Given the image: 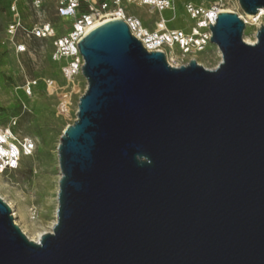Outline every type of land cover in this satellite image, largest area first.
I'll return each instance as SVG.
<instances>
[{
	"label": "water",
	"instance_id": "1",
	"mask_svg": "<svg viewBox=\"0 0 264 264\" xmlns=\"http://www.w3.org/2000/svg\"><path fill=\"white\" fill-rule=\"evenodd\" d=\"M244 29L228 11L209 24L213 70L171 66L122 20L84 36L56 221L30 241L0 198V264H264V26L254 45Z\"/></svg>",
	"mask_w": 264,
	"mask_h": 264
},
{
	"label": "rangeland",
	"instance_id": "2",
	"mask_svg": "<svg viewBox=\"0 0 264 264\" xmlns=\"http://www.w3.org/2000/svg\"><path fill=\"white\" fill-rule=\"evenodd\" d=\"M170 1H173L174 11H163L161 17L168 20L167 29L186 33L190 32L195 22L187 15L185 5L188 2L195 5L210 3V0ZM13 3L14 13L11 12ZM124 7L150 31L153 30L154 22L159 18L157 14H151L145 7ZM222 9L243 15L237 2L224 4ZM14 14H17L15 19L19 27L11 36L7 32L13 24ZM260 22L264 26V18ZM42 23H49L61 35L64 26L70 29L72 20L55 16V0H41L38 8L33 5V0H0V128L16 121V131L35 142L33 155L24 158L17 170L3 177L0 198L11 206V212L17 215L14 223L31 239L50 232L51 225L56 221L60 178L56 149L65 127L75 121L78 100L86 89L85 80L79 78L69 115L67 118L56 116L57 98L48 93L43 81L52 80L58 86L63 85L59 64L51 60V42L35 39L31 35L32 29ZM256 30L253 22L245 25L243 39L255 37ZM16 46H22L24 52L17 53ZM180 60V57L175 58L176 63ZM196 61L203 68L213 70L221 57L216 47L211 45L196 56ZM27 81H37L29 96L22 90Z\"/></svg>",
	"mask_w": 264,
	"mask_h": 264
},
{
	"label": "built area",
	"instance_id": "3",
	"mask_svg": "<svg viewBox=\"0 0 264 264\" xmlns=\"http://www.w3.org/2000/svg\"><path fill=\"white\" fill-rule=\"evenodd\" d=\"M231 2L236 0H210L208 5L188 2L185 5L186 13L195 25L186 33L167 29L168 20L161 17L163 11H174L173 1L170 0H55V16L71 19L70 29L64 26L61 30L63 34L58 35L49 23H42L32 29L31 35L35 39L51 42V60L59 64L63 85L58 86L52 80L43 81L48 93L57 98L56 116L67 118L69 115L72 95L78 89V79L82 78L83 58L77 43L92 30L106 21L122 20L146 51H161L171 66H185L190 60L196 61V56L211 46L209 24L213 26L217 14L224 11V4ZM33 5L40 7L41 0H33ZM125 5L145 7L151 14H157L159 18L154 22L153 30L150 31L137 16L130 14ZM11 12H15V3L11 6ZM16 17L17 14H14L13 24L7 32L11 36L19 27ZM16 52H24L23 47L16 46ZM176 54L181 58L179 63L175 62V58H179ZM35 86L37 81H27L22 90L29 96ZM34 151L35 142L16 131V121L0 128V186L3 177L17 170L21 161L31 157Z\"/></svg>",
	"mask_w": 264,
	"mask_h": 264
},
{
	"label": "bare ground",
	"instance_id": "4",
	"mask_svg": "<svg viewBox=\"0 0 264 264\" xmlns=\"http://www.w3.org/2000/svg\"><path fill=\"white\" fill-rule=\"evenodd\" d=\"M224 11H228V12H231L230 10H224ZM238 16L240 17V19H243L244 20V23L246 26H248L250 24V22H253L256 24V27L259 28L262 24L260 22V20L262 18H264V10H261L259 14L255 15V16H243L241 14H238ZM107 22V21H106ZM244 41L245 43L249 44V45H254L256 43V37H253L252 39H249V38H244ZM58 190V189H57ZM10 206V205H9ZM11 207V206H10ZM14 213V212H13ZM12 213V214H13ZM17 215L16 214H13V218L16 217ZM55 223V222H54ZM54 223L51 225L50 227V232L52 230V227L54 225ZM48 232V233H50ZM23 233L26 235V233L23 231ZM43 234H38L37 237L35 239H31L30 237H28V239L30 241H33V242H36L38 243L39 240H40V237L42 236Z\"/></svg>",
	"mask_w": 264,
	"mask_h": 264
}]
</instances>
